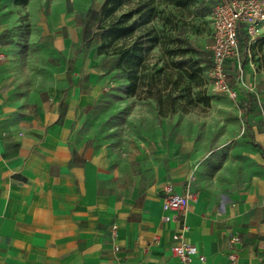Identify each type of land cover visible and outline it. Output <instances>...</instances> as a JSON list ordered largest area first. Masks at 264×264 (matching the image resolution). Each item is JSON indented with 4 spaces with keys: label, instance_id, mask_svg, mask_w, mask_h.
Instances as JSON below:
<instances>
[{
    "label": "crops",
    "instance_id": "1",
    "mask_svg": "<svg viewBox=\"0 0 264 264\" xmlns=\"http://www.w3.org/2000/svg\"><path fill=\"white\" fill-rule=\"evenodd\" d=\"M26 5L40 31L19 51L0 0V264H182L175 231L205 264H230L233 249L237 264H264V114H249L257 144L238 148L252 162L240 177L236 160L212 169L188 137L129 158L95 149L76 134L101 72L78 0ZM166 191L189 196L176 221L163 220Z\"/></svg>",
    "mask_w": 264,
    "mask_h": 264
},
{
    "label": "rangeland",
    "instance_id": "2",
    "mask_svg": "<svg viewBox=\"0 0 264 264\" xmlns=\"http://www.w3.org/2000/svg\"><path fill=\"white\" fill-rule=\"evenodd\" d=\"M94 0H78V19L83 24L87 46L95 45L100 58L99 86L94 102L87 106L76 121L79 140L95 149L129 158L142 154L154 139L163 138L167 143L178 144L183 137L200 144L205 153L201 157L213 159L210 166L219 167L233 158L238 164L239 177L251 167L249 159H243L238 148L245 144L256 145L249 114H264V22L252 37L241 34L238 39L239 63L227 60L223 72L227 85L237 91L235 97L218 88L213 66L212 26L210 5L214 0H153L155 15L152 24L158 30L186 39L198 53L193 55L202 68L201 88L209 97V105L189 112L175 111L159 116L153 98H137L126 94V74L117 67L116 49L131 41L119 40L102 45L101 26L108 22L91 9ZM2 0L6 15H14L13 24L7 29L8 39L19 51H26L33 32H39V23L32 18L27 5ZM127 5L116 11L119 14ZM139 29L135 31V34ZM45 62H57L58 58L45 50ZM42 57H40L41 59ZM183 57L182 59H185ZM175 60L181 57L175 56ZM147 72L158 70L162 94L170 56L163 45L155 46L146 56ZM50 72L47 70L46 75ZM262 116L260 117V119ZM200 157V158H201ZM199 158V159H200ZM196 159V158H195Z\"/></svg>",
    "mask_w": 264,
    "mask_h": 264
},
{
    "label": "trees",
    "instance_id": "3",
    "mask_svg": "<svg viewBox=\"0 0 264 264\" xmlns=\"http://www.w3.org/2000/svg\"><path fill=\"white\" fill-rule=\"evenodd\" d=\"M215 1V0H214ZM17 5H26L28 0H13ZM153 0H103L96 11L108 22L101 26L102 45L119 40L131 41L116 49L117 67L126 74V94L137 98H153L159 116L175 111L189 112L201 105H209V97L201 88L202 68L193 59L198 50L186 39L158 30L151 23L155 15ZM126 4L127 8L115 14ZM139 32L135 34V31ZM245 34L241 26L238 39ZM246 35V34H245ZM163 45L170 56L169 70L165 74V95L159 86L158 70L147 72L146 56L155 47ZM181 57L175 60L174 57ZM186 57L185 59H182Z\"/></svg>",
    "mask_w": 264,
    "mask_h": 264
},
{
    "label": "built area",
    "instance_id": "4",
    "mask_svg": "<svg viewBox=\"0 0 264 264\" xmlns=\"http://www.w3.org/2000/svg\"><path fill=\"white\" fill-rule=\"evenodd\" d=\"M210 20L212 26V55L214 59L215 81L219 89L231 97L237 95L236 90L230 88L224 78L223 67L227 60L236 63L240 68L238 32L242 26L245 34L250 38L254 36L257 27L264 22V0H215L210 5ZM188 194L166 191L163 196V208L167 213L163 216L165 221H176L188 204ZM183 227V225H182ZM170 251L182 264L206 263L204 254L198 251L195 244L182 239L181 231L172 235ZM237 237L231 236L229 242L234 245ZM230 264H237L235 250L229 253Z\"/></svg>",
    "mask_w": 264,
    "mask_h": 264
}]
</instances>
